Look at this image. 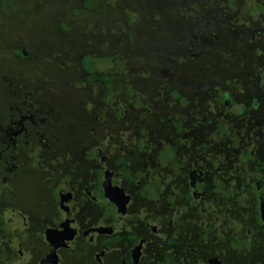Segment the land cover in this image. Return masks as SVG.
<instances>
[{"label": "trees", "instance_id": "obj_1", "mask_svg": "<svg viewBox=\"0 0 264 264\" xmlns=\"http://www.w3.org/2000/svg\"><path fill=\"white\" fill-rule=\"evenodd\" d=\"M51 1L24 0L26 8L23 10L17 7L18 0H12L0 11V17L5 16L4 9L17 11L29 25L32 24L29 30L33 34L40 31L42 38H34L26 49L27 55L23 51V42L12 44L17 59L27 64L28 73H39L40 67L47 64L66 73L67 63L56 55L60 48L52 52L57 48L54 41L67 33L88 36L86 30L94 27L89 25L92 23L89 20L88 28H77L76 21L72 20L73 25L67 23L69 15L61 18L55 15L59 29L45 31V25H54L53 15H48L45 5ZM77 1L81 7L73 8L74 11L87 12L102 21L96 29L109 22L104 30L107 33L102 37L93 29L89 34L90 39H96L97 44L108 49L105 57L110 60L109 65L97 66L96 55L101 56L104 52L97 48L98 53L90 50L81 53L79 63H74L68 73L74 93L78 87L91 92L90 86L85 89L89 85L86 82H95L92 101L85 98L80 107L89 124L94 121L104 130L100 133L96 130V135L91 132L94 147L89 148V157L98 160L93 151H96L102 133H112L110 128L114 124L123 126L118 129L126 132L127 140L117 137L115 156L108 159L119 165L126 178L135 176L137 179L139 176L142 179L149 173L161 174L168 170L164 171L170 178L165 193L161 190L164 185L160 186L156 176L143 184L144 191L168 199L173 215L169 235L181 233L180 230L187 227V250L183 249L185 264H210L208 257H221L220 252L224 250H229L230 254L225 255L222 264H264L260 240L264 227H260L256 189L262 166L257 162L264 149V0ZM60 12L65 14L61 7ZM21 24L25 28V23ZM21 38L25 39L23 35ZM9 39H13L12 33L5 43ZM82 43L85 46L88 38ZM4 61L8 60L0 61V66ZM75 71L81 72V80L70 77ZM246 75L248 80L243 78ZM49 79L50 76H44L46 81L37 85L38 92H42L45 85L53 92ZM56 79L53 86L60 88L62 78L59 73ZM44 97L48 96L42 93L37 98ZM226 98L228 103L224 102ZM58 104L62 112L60 99ZM77 105L71 101L69 107L77 111ZM135 110L138 111L136 117L133 115ZM143 113L155 117L160 128H150ZM76 115L78 117L70 119L69 130L84 133L89 124L84 127V122L79 119L80 112ZM245 122L248 127H242ZM131 138L134 139L128 148L126 142ZM3 147L11 151L10 146L3 144ZM75 151L76 166L79 165L77 162L86 164L89 157L80 160L81 151L77 148ZM3 155L4 151H0V158ZM191 171L201 178L195 179L196 186L204 192L195 200L191 192ZM242 189H246L250 201V221L240 207L244 205ZM214 205L220 210V216L225 215L231 224L237 220L240 225L234 228L229 224L218 225L211 212ZM206 208L208 213L205 214ZM2 212L0 208V217ZM241 220L249 227V235H246ZM191 234L201 239L198 254L190 247L196 241ZM246 237L250 239L249 251ZM176 251L167 250L169 255L162 256L161 264H183Z\"/></svg>", "mask_w": 264, "mask_h": 264}, {"label": "flooded vegetation", "instance_id": "obj_2", "mask_svg": "<svg viewBox=\"0 0 264 264\" xmlns=\"http://www.w3.org/2000/svg\"><path fill=\"white\" fill-rule=\"evenodd\" d=\"M3 5L0 4V11ZM3 12L6 14V9ZM33 40V37L26 36L17 41L26 44L23 48L26 55L27 46H31ZM70 50L66 48L67 53ZM60 52L64 53L60 49L56 53L57 57ZM17 64L23 65L21 62ZM0 71V77L5 81L0 85V151H4L0 168L11 174L5 177L6 174L0 172V208L3 209L0 217V264H161L162 256L169 255L167 250L171 249L177 250L185 264L183 249L187 250V227L180 230L181 233L169 235L173 215L168 199L144 191L143 184L154 180L156 176L160 186L164 185L161 190L165 193L170 178L168 173L164 175V171L168 170L161 174L149 173L142 179L139 176L137 179H134L135 176L126 178L124 171L119 170V165L108 159L109 156H115L118 136L105 132L98 137L97 149L93 151L98 160L89 157L88 150L94 147V138L88 139L87 146H82L69 130L72 124L70 119L78 117L76 114L79 112V119L87 127L89 120L86 114L79 107H76L79 111L61 107V112L59 104L58 107L50 106L37 98L42 93L46 96L53 93L47 85L42 87V92L37 91V85L46 81L43 80L44 76H50L48 83L53 86L54 76H58L57 73L52 74L53 64L41 66L39 73L27 72L21 76L17 67L13 68L11 62L4 61ZM90 93L92 95L94 90ZM224 102L228 103L229 99L226 98ZM91 123L96 124L94 121ZM96 125L102 129L99 124ZM248 126V122L242 124V127ZM3 144L10 146L11 151L6 150ZM76 148L82 153L80 160L89 157L85 160L86 164L77 162L79 165L76 166L74 163ZM260 163L261 177L256 179L257 208L260 227H264V219L260 214V205L264 204V149L258 158L257 164ZM107 175L111 185L123 189L127 196L124 203L121 199L117 205L108 198L104 189ZM6 179L11 184L10 201L1 195ZM195 179L201 178L191 171L190 184L194 200L204 194L203 190L197 188ZM246 193V189H242L244 205L240 207L250 221L251 208ZM211 212H214V219L220 226L229 224L234 228L240 225L237 220L231 224L225 215L220 216V210L215 205ZM204 213H208V208ZM64 220H68L67 228L74 231L72 237L64 240L52 237L51 242L48 237L50 229L56 230ZM241 223L245 227L243 220ZM245 231L249 235V227H245ZM191 236L196 241L190 247H194L198 254L201 239L198 235ZM246 240L249 242V251V237ZM260 240L263 242L264 255V230L260 232ZM220 253L221 257H208V261L211 258L217 260L209 263L222 264L225 255L230 254L229 250Z\"/></svg>", "mask_w": 264, "mask_h": 264}, {"label": "rangeland", "instance_id": "obj_3", "mask_svg": "<svg viewBox=\"0 0 264 264\" xmlns=\"http://www.w3.org/2000/svg\"><path fill=\"white\" fill-rule=\"evenodd\" d=\"M10 1H12V0H0V4H5V3H8ZM134 1L135 0H133V2ZM133 2H130V4H132ZM45 5L48 7L49 13L51 12L50 14L48 13V15H50L51 17L53 15V19H54V21H53L54 25H52V23H49V24L45 25L46 28L44 30L47 31V32H49V31L51 32V31H53V29L54 30H58L59 29V27H57V25H58L57 24V20H55L57 17L55 15H58L59 18L65 17L66 15H69L71 21L69 20L67 23H69V24L71 23L73 25L72 20H74V21L77 22V28L78 27H80V28L83 27V29L88 28L87 22L89 20L92 21V23H89V25H92L94 27L95 26H100V24L102 22V21H98V19L95 17V15L91 16L87 12L86 13H84V12L79 13V12L74 11L73 8H80L81 7L77 0H75V2L73 0H52L49 3V5L48 4H45ZM17 7H22V9L24 10L26 8L24 0H18V6ZM60 7H61V10H64V12H65L64 15H62V12H60ZM6 12L7 13L5 14L4 17H0V59L8 60L9 62H11L12 63V67L13 68L17 67V71L20 72L21 76H23L25 73L28 72L27 71V64H25V62H23L22 59H17L18 57L13 52V47H12L13 41H18V40L22 39L21 38L22 35L24 37L27 36V38L33 37V39L34 38H36V39L37 38H42V36L40 34V31H38L39 34H33V32L29 30V27L30 28L33 27L32 24L29 25L28 21H25L24 18L20 17L19 13L17 11H12L10 9L9 11L6 10ZM26 13H28V9H26ZM1 15H3V14H1ZM20 19L22 21H20ZM21 22L25 23L24 24L25 28H23ZM6 23H8L7 26L6 25L4 26V24H6ZM108 24H109V22L106 21L104 26L101 29L100 28L96 29V27L95 28L94 27H90V29L86 30V31L89 32V34H90V32H91L90 30L93 29V32L95 34H99L98 36L102 37V35L107 33L104 30L108 26ZM7 29H10V30L7 31ZM10 33H12L13 39L12 40L9 39L8 42L5 43V39H6V37H8L10 35ZM77 33H81V32L79 30H77ZM89 34H88V36L87 35H82V34H78L77 36H75V35L73 36V34H71V36H70V34L67 33V34L63 35L62 39H60V40L58 39L57 42L54 41V43H55L54 46H56L57 49L60 48L61 50L64 51V53L60 52L58 58H59L60 61H63V63H65V64L67 63V65H66V73H63L59 68H56V70H54V73L55 74L59 73L61 78H62L61 86H60V88H56L55 86H52L53 93L47 95L48 97H44L42 99V101L44 103H46V104H48L50 106L58 107V101L60 99L62 104H63V107L69 108V106L71 104L70 102L72 101V102H75L76 105L78 104L77 106L80 108V107H82L84 105L85 98H87L90 101H92V99L90 98L92 95H91V93L89 91L81 90L82 88L78 87V88L75 89L77 92L74 93L73 90H71L70 85H69V82L71 81V79L68 77L69 71H72V69L75 66L74 63H79V59H81L79 55L81 53H86L84 51H87V50L94 51V52L96 51V53H98L97 52V48L104 49V52L102 53L101 56L100 55L97 56L96 54H94V55H96V63H97V66L99 68L107 67L109 65L110 60L106 59V57H105V54L108 53L107 52L108 49L107 48L105 49V46H103V45L101 46V45L97 44V42H96L97 40L96 39H90L89 38ZM64 38H66V40H63ZM85 38H88V43L85 44V46H82V44H84V43H82V41ZM25 41L28 42L29 40L26 39ZM31 43H33V42H31ZM58 44H59V46H58ZM27 47H30V46H27ZM67 47L71 48V50L68 53L66 52V48ZM15 60H17V62H15ZM20 62L23 63V65H19L18 66L17 63H20ZM42 66H44V65H42ZM74 70H76V68ZM1 73H2V71H0V74ZM80 74H81V72L77 73V71H75L74 73L71 74L70 77L72 79L75 78V77H78L77 79L79 80L80 79V77H79ZM243 78L247 79L248 76L247 75L243 76ZM56 81H57V79L55 77V80H54L53 84H55ZM2 82L5 83L4 78L0 77V85L2 84ZM82 86L84 87L85 84H82ZM89 86L92 88V90H94L96 88L95 84H92V85H88L87 87H85V89H88ZM80 87H81V85H80ZM65 88L68 91L67 92V96L65 95V93H66ZM1 95H2V90H0V96ZM137 113H138V111L135 110L133 115L136 117ZM143 116L146 119V124L147 123L150 124V128L151 127L153 129L160 128V124L158 123V121L155 120V117H149L145 113H143ZM92 126L94 128H92ZM62 127H64V126H62ZM119 127L121 129L124 128L121 125L114 124L110 128V131L112 132L110 134H113V136H115V135L118 136L120 140H127V137H126V134H125L126 132H124V130L118 129ZM96 130H99V133L103 132L102 130L97 128L96 124L95 125L89 124L84 133H78L77 134L76 133L77 131H75L74 136L77 137L78 144L83 146V145L88 144V141H89L88 139H90L92 136H94V135L91 134V132H93L96 135ZM114 139L115 138H113V140ZM132 139H134V138H131L130 140L128 139L129 141L126 142L128 144V148L129 147L131 148V145L129 143H130V141ZM0 172L3 173V174H6L5 177H9L11 175L6 169L4 170V169L0 168ZM6 180H7V183L5 182V185L1 188V195H2V197L4 199L6 198L7 200L10 201L11 196H12V195H10L11 184H10L8 179H6ZM21 186H22V184H21Z\"/></svg>", "mask_w": 264, "mask_h": 264}, {"label": "water", "instance_id": "obj_4", "mask_svg": "<svg viewBox=\"0 0 264 264\" xmlns=\"http://www.w3.org/2000/svg\"><path fill=\"white\" fill-rule=\"evenodd\" d=\"M104 189L107 192L108 198L114 203H116L117 205L119 204V201H121V199L123 203L127 199V196L124 195V191L122 188H120L119 186L111 185L108 175L106 176V180L104 182ZM62 208H64V206H62ZM260 214H261V217L264 219V204L260 205ZM67 227H68V220H64L61 226L58 227L56 230L50 229L51 233L48 235L49 239L51 240L52 237H57L61 240H64V239H69L70 237H72V234L74 233V231L70 229V227L69 228ZM215 260L216 258H211L209 262H214Z\"/></svg>", "mask_w": 264, "mask_h": 264}]
</instances>
